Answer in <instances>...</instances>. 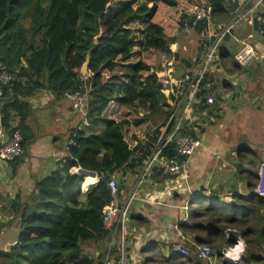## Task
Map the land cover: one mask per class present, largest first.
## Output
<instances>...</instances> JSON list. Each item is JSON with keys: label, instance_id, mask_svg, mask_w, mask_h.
Wrapping results in <instances>:
<instances>
[{"label": "trees", "instance_id": "obj_1", "mask_svg": "<svg viewBox=\"0 0 264 264\" xmlns=\"http://www.w3.org/2000/svg\"><path fill=\"white\" fill-rule=\"evenodd\" d=\"M228 1L225 9V0H184L181 5L179 0H0V63L12 75L1 87L3 129L11 134V119L17 114L16 128L25 137L29 106L23 99L41 89L55 97L65 96L68 90L84 93L87 121L71 130L65 165L36 180L30 205L17 213L21 225L17 240L8 251H0V264H101L102 253L85 254L84 244L102 242L108 236L102 219V208L111 200L108 180L113 174L126 178L137 174L175 110L169 100L177 99L179 87L166 95L155 75L142 79V74L163 71L165 59L178 57L173 52L175 30L190 28L198 37L204 33L207 22L195 20L193 4L213 6L211 21L226 24L237 6ZM177 6L179 15L173 16ZM230 36H225L221 46ZM208 44V39H199L198 55ZM87 52L89 63L83 77L80 68ZM226 59H231L229 66ZM235 61L233 53L224 49L216 62L232 73L241 68ZM193 63L187 59L186 67L193 69ZM171 76L178 79V69L172 68ZM210 81L213 76L208 72L199 84L195 120L205 109L216 108V102L205 103V97L218 87L209 86ZM221 86L228 89L231 85ZM172 129L171 122L168 132ZM163 152L175 155L173 141ZM73 167L95 172L99 178L93 183L97 182L83 189L84 177L72 174ZM169 176L173 175L153 166L148 181L163 182ZM252 180L250 193L236 195L227 211L217 205L194 207L207 198L203 194L191 200L187 218L177 224L181 233L193 236L194 243L185 244L190 254L166 256L158 243L150 242L142 250L141 264H209L193 253V244H207L210 257L218 259L238 238L246 244L240 264H264V197L255 190L258 178ZM117 184L119 194L128 187L120 178ZM131 220L145 221L137 215H131ZM228 228L231 235L227 237Z\"/></svg>", "mask_w": 264, "mask_h": 264}, {"label": "crops", "instance_id": "obj_2", "mask_svg": "<svg viewBox=\"0 0 264 264\" xmlns=\"http://www.w3.org/2000/svg\"><path fill=\"white\" fill-rule=\"evenodd\" d=\"M239 1L246 19L234 25L221 51L228 50L234 57L242 46L249 45L253 55L244 64L235 61L241 68L232 73L225 70L222 62L213 64L209 72L213 81L208 84L211 87L218 86L213 93L218 94L220 99L215 101L216 108L213 111L205 109L200 118L195 120L200 122V130L195 133L202 141L201 146L186 160L184 171L169 176L163 182L146 181L141 186V200L136 201L130 211L131 215L145 220H138V224L131 221L132 226L140 230L139 239L145 242L143 247L138 245L141 247V258L142 250L150 242L158 243L166 256L173 252L171 246L176 241L181 244L194 243L193 236L181 233L177 224L187 218L190 202L196 196L203 194L207 198L193 204L194 207L215 208L217 205L227 211L230 204L235 203L236 195L250 193V178H253V182L261 176L260 164L264 162V12L258 4L260 0H237V5ZM228 3L225 0V9ZM223 25L219 21H211L210 28L216 29ZM173 52L178 51L173 48ZM175 59H165V62H171L172 68L178 69L180 78L190 70L186 67L188 58L183 61L184 67H175ZM224 61L227 66L231 64V59ZM221 83L231 86L225 89ZM23 100L29 106L25 119L29 130L22 137L24 154L16 160L15 165L12 162L8 168L0 163V251L3 252L8 251L17 240L21 228L17 213L23 206L30 205L36 193V180L65 165L71 130L87 125L86 118L69 105L65 96L55 97L53 93L41 89ZM18 120L19 116L14 114L11 128L17 126ZM8 135L1 125L0 114V143ZM73 168L70 169L72 174ZM87 177H84L83 189L97 182L93 183L96 176H92V182L86 181ZM134 177L118 178L127 181L129 187ZM126 190L120 194L121 197H124ZM81 192L84 191L81 189ZM184 206L187 209L184 210ZM230 231L228 228L227 237L231 235ZM107 237L102 242H86L85 246L90 249L84 253L94 256L102 253ZM214 264H219L217 258Z\"/></svg>", "mask_w": 264, "mask_h": 264}, {"label": "built area", "instance_id": "obj_3", "mask_svg": "<svg viewBox=\"0 0 264 264\" xmlns=\"http://www.w3.org/2000/svg\"><path fill=\"white\" fill-rule=\"evenodd\" d=\"M236 2L237 0H231ZM261 10L264 12V0L258 2ZM242 3L239 1L234 9L233 19L216 29L210 28L211 13L213 6L195 3L191 6L196 21L206 20L207 28L204 31L209 44L206 50L193 60L194 68L180 78L171 76V62H165L164 70L154 69L153 71L144 72V76L153 74L156 82L161 84V91L166 94H173L175 88L179 87L177 99L169 102L175 106V110L170 113L166 125L161 129V133L154 142L149 155L143 159L142 165L134 177L132 184L126 190L124 197H121L118 191L117 178L119 175L113 174L108 180V187L111 193V200L102 208V219L105 229L108 230L105 248L102 252L101 264H141L142 258L139 250L145 242L139 239L135 226L131 224V208L136 201L141 200L140 189L144 182L148 181V175L153 166L159 167L164 174L176 175L184 171L186 160L195 153L201 146L202 141L195 133L200 130V122L195 121L194 109L198 105L197 93L199 84L204 79L206 73L212 70L213 64L218 60V54L221 50V43L225 36L232 30L234 25L241 19H246L245 13L241 10ZM253 55V49L249 45L242 46L234 54L235 60L244 64ZM86 77V75H82ZM12 79V75L6 70L5 66L0 63V96L1 87L7 85ZM65 97L69 105L76 111H79L84 117L86 116L85 94L78 90H68ZM216 95L210 92L205 97V103L211 105L215 102ZM173 123V129L168 132V125ZM11 134L0 143V163L5 168L14 162L17 158L23 156V138L21 131L12 127ZM173 141L175 146V155L169 156L164 153V148ZM260 178L258 179L256 192L264 196V162L260 164ZM85 177V176H84ZM97 180L99 176L96 174ZM84 180V179H83ZM82 184V183H81ZM187 206H184V210ZM182 221V220H181ZM176 224L174 225V227ZM179 232V231H178ZM180 235V233H179ZM178 235V236H179ZM239 239L236 241L238 243ZM234 244V246L236 245ZM193 253L199 259L208 260L209 264H214L216 257L211 258V248L207 244H193ZM233 246V247H234ZM174 253L188 255L190 249L178 241L171 246ZM232 247L222 250V259L227 263H241L239 261H230L225 253ZM229 264V263H228Z\"/></svg>", "mask_w": 264, "mask_h": 264}, {"label": "rangeland", "instance_id": "obj_4", "mask_svg": "<svg viewBox=\"0 0 264 264\" xmlns=\"http://www.w3.org/2000/svg\"><path fill=\"white\" fill-rule=\"evenodd\" d=\"M179 2H180L179 5H181V2L183 4L184 0H179ZM178 7L179 6L174 7L172 9L173 16L179 15V12L177 10ZM174 34L176 35V37H175L176 43L173 45V48L176 51H178L177 52L178 53V57H176V59L174 61L175 62V67H177V66L184 67L185 65L183 64V61H181V60H186V58H188V59L190 58L192 61L194 60V62H195V56H198L197 48H198V45H199V39L200 38L207 39L206 35L204 33H202L201 36L198 37V35H195L193 30L190 29V28H184V29H181V30H175ZM187 69H190V68L187 67ZM142 75H143L142 76V79H143L144 78V73ZM140 112L139 113L142 115L143 114V110L140 109ZM141 132H142V129H141ZM88 242H90V241H88ZM100 248L101 247H98V249H100ZM88 249H90V248H87V246H85V244H84L85 252L89 251ZM95 249H97V248H95ZM222 260H223L222 258H218L217 259V261H218L217 263L222 264V262H223ZM224 262H225V264H228L225 260H224Z\"/></svg>", "mask_w": 264, "mask_h": 264}, {"label": "clouds", "instance_id": "obj_5", "mask_svg": "<svg viewBox=\"0 0 264 264\" xmlns=\"http://www.w3.org/2000/svg\"><path fill=\"white\" fill-rule=\"evenodd\" d=\"M238 240V239H237ZM236 244V243H235ZM234 246V245H233ZM231 246V247H233ZM246 248V244L245 242L241 239L238 241V243L233 247L230 248L226 253L225 256L229 259H231L232 261H239L240 260V256L242 258V254L244 253ZM242 261V259H241Z\"/></svg>", "mask_w": 264, "mask_h": 264}, {"label": "water", "instance_id": "obj_6", "mask_svg": "<svg viewBox=\"0 0 264 264\" xmlns=\"http://www.w3.org/2000/svg\"><path fill=\"white\" fill-rule=\"evenodd\" d=\"M88 63H89V52H87L86 59H85L84 63L82 64L81 68H80L81 76L87 74ZM72 172H73V174L80 175V176H83V177L86 176V175H89V174L92 175V176H96L95 172L83 169L81 167H74ZM228 263L229 264H233L231 262H228Z\"/></svg>", "mask_w": 264, "mask_h": 264}, {"label": "bare ground", "instance_id": "obj_7", "mask_svg": "<svg viewBox=\"0 0 264 264\" xmlns=\"http://www.w3.org/2000/svg\"><path fill=\"white\" fill-rule=\"evenodd\" d=\"M86 181H88V182H92L93 181V177L92 176H90V175H88V177H87V179H86ZM233 248V247H232ZM229 259V258H228ZM230 261H231V259H229Z\"/></svg>", "mask_w": 264, "mask_h": 264}]
</instances>
